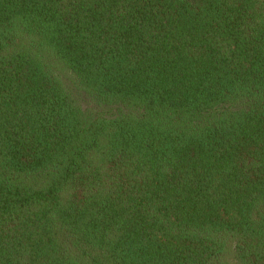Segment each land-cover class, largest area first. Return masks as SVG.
<instances>
[{
    "label": "trees",
    "instance_id": "obj_1",
    "mask_svg": "<svg viewBox=\"0 0 264 264\" xmlns=\"http://www.w3.org/2000/svg\"><path fill=\"white\" fill-rule=\"evenodd\" d=\"M0 264H264V0H0Z\"/></svg>",
    "mask_w": 264,
    "mask_h": 264
}]
</instances>
